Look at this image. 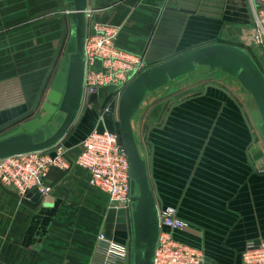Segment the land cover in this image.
I'll return each instance as SVG.
<instances>
[{"label":"crops","instance_id":"crops-1","mask_svg":"<svg viewBox=\"0 0 264 264\" xmlns=\"http://www.w3.org/2000/svg\"><path fill=\"white\" fill-rule=\"evenodd\" d=\"M65 12L57 0H0V127L31 109ZM88 14L90 23L121 25L116 45L143 57L147 68L201 46L237 42L251 18L246 0H89ZM201 82L211 81L190 75L152 92L138 133L158 206L175 207L189 223L176 237L201 249L208 264H240L247 244L264 239V171L249 160L251 133L236 103L215 88L187 97L146 141V123L162 125L165 106L173 102L158 111L156 105ZM111 92L116 89L105 87L91 97L89 113L64 145L67 159L77 158L94 129H111L100 116ZM223 94L235 115L227 105L221 107L225 118L207 120L206 110ZM198 99L204 105H190ZM45 183L52 192L38 201L21 200L0 184V264H92L100 232L127 243L131 213L110 208L108 195L89 184L87 170L54 167Z\"/></svg>","mask_w":264,"mask_h":264},{"label":"water","instance_id":"water-1","mask_svg":"<svg viewBox=\"0 0 264 264\" xmlns=\"http://www.w3.org/2000/svg\"><path fill=\"white\" fill-rule=\"evenodd\" d=\"M57 2L61 11L66 9L62 15L63 31L59 45L31 109L0 127V131H3L14 126L0 135V160L34 152L53 153L72 137L88 112L91 97H85V46L90 24L89 0ZM258 4L262 5L261 2ZM90 33L95 35L96 31L91 29ZM63 50L64 55L57 65ZM202 68L209 69L211 73L220 72L225 78L232 77L243 93L250 95L260 115L257 129L264 141V73L252 53L237 44L218 42L187 51L148 67L133 78L120 94L115 92L110 99L109 109L102 110L100 116L113 123L118 141L129 158L132 231L126 243L129 252L127 264H154L160 234L159 196L152 187L148 161L143 155L140 135L135 134L133 123L142 111L147 110L151 102L148 97L152 92L173 81L187 78ZM209 88L222 91L239 107L251 133L249 160L264 171V149L257 143V136L242 105L230 91L213 83L205 84L202 93L200 89L181 93L175 102L166 105L162 125L147 123L145 126L146 141L149 142L150 132L154 128L164 127L172 110L185 98L201 96ZM39 198L40 194L35 190L27 196V200L38 201ZM210 261L205 258L206 264Z\"/></svg>","mask_w":264,"mask_h":264},{"label":"built area","instance_id":"built-area-1","mask_svg":"<svg viewBox=\"0 0 264 264\" xmlns=\"http://www.w3.org/2000/svg\"><path fill=\"white\" fill-rule=\"evenodd\" d=\"M250 23L238 36L241 47L253 52L264 73V0H246ZM261 2L262 5H259ZM94 29L95 35L90 31ZM122 26L106 22L89 24L86 40L85 97L97 95L103 87H114L120 94L138 74L147 69L140 55L116 45ZM239 45V46H240ZM259 58V61H258ZM82 151L75 159H67L64 146L53 153L34 152L0 160V184L27 200L32 191L46 198L52 187L45 183L52 168L69 169L77 165L89 173V184L105 192L110 208L131 213V177L128 154L113 129H94L83 141ZM160 234L154 264H205L204 252L176 237V233L189 228V223L178 216L175 207H159ZM129 252L126 244L97 236L92 264H126ZM240 264H264V239L247 244Z\"/></svg>","mask_w":264,"mask_h":264},{"label":"rangeland","instance_id":"rangeland-1","mask_svg":"<svg viewBox=\"0 0 264 264\" xmlns=\"http://www.w3.org/2000/svg\"><path fill=\"white\" fill-rule=\"evenodd\" d=\"M233 44L240 45L239 43H233ZM258 61H259V58H258ZM260 64H261V62H260ZM262 65H263V63L261 64V66ZM210 81L211 82H206L205 84H207V83L217 84V85H220L221 87H224L225 89L230 90L231 93L235 94L237 100L242 105V107L244 109V112H245L248 120L250 121V123L252 125V128L254 130H256L254 132H255V135L257 136V143H260L262 145L263 149H264V141L262 140L261 135L259 134L258 129H257V126L259 125V122H260V115H259L257 106H256L255 102L253 101V99L250 97V95L243 93L241 90H236L237 91L236 92L233 87H230L231 85H228L226 82H224L222 80L211 79ZM204 85H202V82H201V83H196V85H194V86H195V88L197 87L199 89H203ZM194 86L191 87L190 89L194 90L193 89ZM103 88H105V87H103ZM239 93H243V95H240ZM111 94H114V93L111 92ZM111 94H108L109 96L107 95L108 100L106 102H108L111 99V97H112ZM236 94H238V96ZM224 95L225 94L219 95L220 98H217V99L214 100L215 101L214 105L216 107H214L213 109L211 108V109L206 110L207 120H209V121H219L222 118H225V116H226L225 111L227 110V108H226V110L222 111L221 107L222 106L226 107L227 105H229V107H231V111L233 112V115H235L236 111H235V108L233 107L234 105H233L232 101L228 97H225ZM239 95H240V97H239ZM166 101L175 102V99H173L172 97L166 98L165 101H161L158 105H156L157 107L155 108V111H158L163 106V103H165ZM190 105H193L195 107H200L201 105H204V103L201 100L198 99V100H195L193 102H190ZM239 121L243 122L242 119H241V116H240ZM133 125L135 127L134 128L135 134L137 135L138 134V125L135 124V123H133ZM110 128L113 129L111 124H110ZM148 155H149V150H148Z\"/></svg>","mask_w":264,"mask_h":264},{"label":"trees","instance_id":"trees-1","mask_svg":"<svg viewBox=\"0 0 264 264\" xmlns=\"http://www.w3.org/2000/svg\"><path fill=\"white\" fill-rule=\"evenodd\" d=\"M249 51L252 53L251 50H249ZM252 55H253V53H252ZM200 70H198L197 72L191 74V76H194V77L197 76V79L198 80H201V81L202 80L216 79V80H223L224 82H230L229 79L232 78V77H226L225 78L224 75L222 73H220V72H218V73H211L210 70L207 69V68H202V71H200Z\"/></svg>","mask_w":264,"mask_h":264},{"label":"flooded vegetation","instance_id":"flooded-vegetation-1","mask_svg":"<svg viewBox=\"0 0 264 264\" xmlns=\"http://www.w3.org/2000/svg\"><path fill=\"white\" fill-rule=\"evenodd\" d=\"M200 71H202V69ZM229 81L230 82H226V83L231 85L235 90H241L242 92H244L242 90V88L238 85V82L235 79L230 78ZM240 94L243 95V93H240ZM109 107H110V100L107 102V104L104 106V108L102 110L107 111L109 109ZM108 122L113 127V123L110 122V121H108ZM134 123L137 124V125H139V124L141 125L142 123L145 124V122L143 121L142 113H141V115L137 116V119L135 120ZM147 123H149V122H147ZM147 123H146V125H147ZM138 128H139V126H138Z\"/></svg>","mask_w":264,"mask_h":264},{"label":"bare ground","instance_id":"bare-ground-1","mask_svg":"<svg viewBox=\"0 0 264 264\" xmlns=\"http://www.w3.org/2000/svg\"><path fill=\"white\" fill-rule=\"evenodd\" d=\"M217 85V84H216ZM89 113V112H88ZM255 133V132H254Z\"/></svg>","mask_w":264,"mask_h":264}]
</instances>
